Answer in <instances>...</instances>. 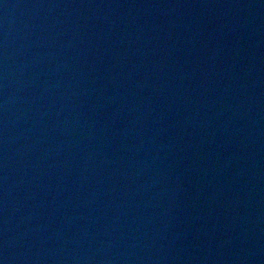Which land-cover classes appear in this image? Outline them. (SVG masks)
<instances>
[{
	"label": "water",
	"instance_id": "obj_1",
	"mask_svg": "<svg viewBox=\"0 0 264 264\" xmlns=\"http://www.w3.org/2000/svg\"><path fill=\"white\" fill-rule=\"evenodd\" d=\"M0 264H264V0H0Z\"/></svg>",
	"mask_w": 264,
	"mask_h": 264
}]
</instances>
